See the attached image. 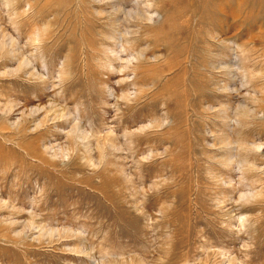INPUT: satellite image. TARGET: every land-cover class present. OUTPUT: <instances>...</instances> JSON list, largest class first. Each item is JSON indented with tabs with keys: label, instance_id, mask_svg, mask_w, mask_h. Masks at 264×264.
<instances>
[{
	"label": "rangeland",
	"instance_id": "rangeland-1",
	"mask_svg": "<svg viewBox=\"0 0 264 264\" xmlns=\"http://www.w3.org/2000/svg\"><path fill=\"white\" fill-rule=\"evenodd\" d=\"M0 264H264V0H0Z\"/></svg>",
	"mask_w": 264,
	"mask_h": 264
},
{
	"label": "bare ground",
	"instance_id": "bare-ground-1",
	"mask_svg": "<svg viewBox=\"0 0 264 264\" xmlns=\"http://www.w3.org/2000/svg\"><path fill=\"white\" fill-rule=\"evenodd\" d=\"M116 9H117V8H116ZM127 14H128V13H127ZM1 39H3V38H1ZM10 39H11V38H10ZM3 40H4V39H3ZM4 41H5V40H4ZM14 41H15V40H14ZM4 43H5V42H4ZM4 43H3V44H4ZM10 43H11V42H10ZM15 44H16V42H15ZM1 45H2V44H1ZM6 45H8V44H6ZM16 46L18 47V45H16ZM9 47H11V46H9ZM9 47H8V48H9ZM1 48H2V46H1ZM8 51H9V50H8ZM17 52H18V51H17ZM121 53H122V52H121ZM21 55H22V54H21ZM23 56H24V55H23ZM23 58H24V57H23ZM21 61H23V60H21ZM28 63H29V62H28ZM30 63H31V62H30ZM23 64H25V63H23ZM21 65H22V64H21ZM28 65H29V64H28ZM123 66H124V64H123ZM123 66H122V67H123ZM21 67H22V66H21ZM25 67H27V65H25ZM14 69H15V68H14ZM20 69H21V68H20ZM20 69H19V70H20ZM14 72H18V71L15 70ZM1 73H2V72H1ZM3 75H4V74H3ZM46 104H47V103H46ZM50 104H51V102H50ZM43 105H44V104H43ZM49 106H50V105H48V107H49ZM51 106H52V105H51ZM54 106H55V105H54ZM37 107H38V108H36V110L39 109V106H37ZM48 107H47V108H48ZM49 108H50V107H49ZM30 109H31V108H30ZM34 109H35V108H34ZM52 109H53V107H52ZM46 110H47V109H46ZM8 111H9V110H8ZM38 111H39V110H38ZM48 111H49V109L47 110V112H48ZM28 113H30V112H28ZM32 114H33V113H32ZM38 114H39V113H38ZM40 114H41V113H40ZM43 114H44V113H43ZM43 118H44V117H43ZM41 120H42V119H41ZM44 120H45V119H44ZM20 122H21V121H20ZM87 133H88V132H87ZM117 142H118V141H117ZM119 146H120V145H119ZM59 147H60V146H59ZM60 149H61V148H60ZM1 200H2V199H1ZM36 225H37V224H36Z\"/></svg>",
	"mask_w": 264,
	"mask_h": 264
}]
</instances>
